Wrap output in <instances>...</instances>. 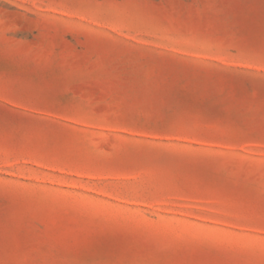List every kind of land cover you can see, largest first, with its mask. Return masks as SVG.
<instances>
[{
	"label": "rangeland",
	"instance_id": "obj_1",
	"mask_svg": "<svg viewBox=\"0 0 264 264\" xmlns=\"http://www.w3.org/2000/svg\"><path fill=\"white\" fill-rule=\"evenodd\" d=\"M0 264H264V0H0Z\"/></svg>",
	"mask_w": 264,
	"mask_h": 264
}]
</instances>
